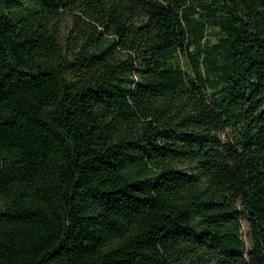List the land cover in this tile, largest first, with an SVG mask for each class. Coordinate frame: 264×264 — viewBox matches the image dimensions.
Segmentation results:
<instances>
[{
	"label": "trees",
	"instance_id": "1",
	"mask_svg": "<svg viewBox=\"0 0 264 264\" xmlns=\"http://www.w3.org/2000/svg\"><path fill=\"white\" fill-rule=\"evenodd\" d=\"M0 264H264V0H0Z\"/></svg>",
	"mask_w": 264,
	"mask_h": 264
},
{
	"label": "rangeland",
	"instance_id": "2",
	"mask_svg": "<svg viewBox=\"0 0 264 264\" xmlns=\"http://www.w3.org/2000/svg\"><path fill=\"white\" fill-rule=\"evenodd\" d=\"M52 30L57 34L60 44L67 48L70 46V38L76 34L77 26L74 22L73 16L71 14H65L55 22ZM227 134L222 135L223 139L226 138ZM247 233L248 228L245 225L243 229V235L245 238L247 237Z\"/></svg>",
	"mask_w": 264,
	"mask_h": 264
}]
</instances>
